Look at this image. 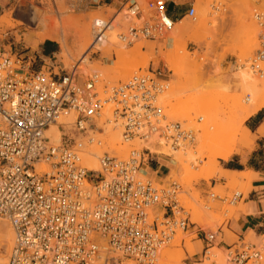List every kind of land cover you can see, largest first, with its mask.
I'll return each mask as SVG.
<instances>
[{
	"label": "built area",
	"instance_id": "1",
	"mask_svg": "<svg viewBox=\"0 0 264 264\" xmlns=\"http://www.w3.org/2000/svg\"><path fill=\"white\" fill-rule=\"evenodd\" d=\"M170 3L179 7L180 0H125L126 25L118 42L132 47L164 41L177 23ZM208 8L211 14L221 10L216 0ZM195 13V0L187 2L180 20L194 19ZM252 18L259 29L256 49L240 67L260 76L264 11L254 10ZM112 22L95 23L92 43L106 41ZM36 63L29 49L0 50V219L12 232L6 264H121L123 259L155 264L179 233L194 226L180 206V185L162 187L141 175L149 158L160 155L147 147L126 159L104 153L95 173L82 166L81 154L83 140L95 142L106 114V124H121L124 141H152L172 152L192 148L195 132L168 120L159 103L168 81L151 68L101 92L99 73L84 78L79 65L66 70L57 62H41L35 70ZM61 119L65 123L57 124ZM51 126L62 132L59 141L48 135ZM242 199L235 192L229 204ZM218 235L203 231L204 256ZM261 239L258 245L238 240L227 246L226 262L264 264Z\"/></svg>",
	"mask_w": 264,
	"mask_h": 264
},
{
	"label": "rangeland",
	"instance_id": "2",
	"mask_svg": "<svg viewBox=\"0 0 264 264\" xmlns=\"http://www.w3.org/2000/svg\"><path fill=\"white\" fill-rule=\"evenodd\" d=\"M187 2H192V0L180 1L185 9ZM216 2L220 3L221 6V10L218 14H211L208 8L210 0H195L196 13L194 19H182L183 24L189 26L192 30H195L201 25H205L204 29L206 30V32L203 30L204 33L199 31L198 34L195 35H193L194 32H190L188 35L176 37L172 40L175 45L177 44V47L180 45V47H178L180 49L184 44L183 52L186 56L185 59L182 58V54H179V52L178 55L181 59L178 55L173 54L174 47L168 48L165 41L170 35H168L164 41H159L157 43L138 42L132 47L124 45L125 52L129 51L128 53H131V51L133 52L134 49L136 50L137 46L140 45L144 47L141 49V51L144 52H151L149 49L153 47L152 53H150L152 56H149V61L147 60L148 64H146L144 68H135L133 64L126 70L129 69V76L131 77L134 74H146L147 70L150 71L151 68L154 70L159 69V71L162 72L163 78L168 81V85H170L168 90L173 89L174 92H171L172 90L169 92L167 91V94L165 93L166 96L164 94L160 98L159 103L161 105V100L165 103L162 104L164 107L163 114L168 120L181 124L183 129L190 126L193 132H195V144L189 149L191 151H196L198 155L197 165H195L193 171L194 173H199L200 170L208 164V155L205 154L206 149L203 147L202 150L199 149L200 145L197 143L200 134L206 133L209 135L211 133L213 137L215 136L212 141L213 147H225L233 143L239 144L238 138L242 135L238 124L240 119L232 118L234 104L232 103V99L238 98L241 103L244 104L250 99V95L246 91L237 88L235 77L237 72H239V68L240 70H245L240 66L246 63V60L252 56L256 49L259 29L252 18L253 11H264V1L258 5L252 0H216ZM124 3L125 0H0V50L4 49L5 51H10L11 49L14 51V49L20 50L26 48L23 40L24 36L26 34H36L41 30L37 22L31 21V15L34 12H38L41 18L43 16L52 18L59 17L58 19L64 20L67 24L66 42L67 45L72 47V45L77 42V31L81 24L91 23L92 25L93 18L111 20L121 10ZM61 8L64 10L66 9L64 15H60L58 12ZM200 12L202 13L201 16ZM240 16L243 18L241 20L242 22H240ZM19 23L22 25H19ZM244 29L246 31L249 30L247 31L249 33L252 30V32L254 31L256 34H254V37L251 33V36L249 35L250 37H243L247 34L243 33ZM241 30L244 35L240 33ZM172 33L173 31L171 34ZM249 38H251V41L254 43H250L251 41ZM245 41L247 44L244 43ZM43 43H52L56 47L57 55L55 60L57 65H60L61 68L71 70L72 67L77 64L79 65V61L82 57L80 59L79 57H74L77 59H72L70 61V66L68 68L65 67L60 57V45L54 41H45ZM171 45H169V47H171ZM249 45H252V48ZM244 46H248V48ZM26 49L35 53L38 47L35 49ZM112 50L106 49L103 52L93 53L91 57L89 55L91 66L88 65V73L86 76H83L85 78L94 72L99 73L101 82L99 89L101 92L117 86L119 83H124L130 78L128 76L124 79L122 77L124 73L114 72L118 62L114 63L117 61V58H115V51ZM172 63L175 65H172ZM83 66H85V64L81 65V67ZM246 71L250 75H254L247 69ZM80 73H82V71ZM260 76L254 75L253 78L257 80L258 88L263 90V94L261 91L260 92L264 99V75ZM202 106L204 107L201 108ZM178 107L180 108L178 109L180 113L176 110ZM174 108L177 111L176 113L180 115L179 117L184 114L187 116L188 114V119L183 117L184 120L179 122L171 118V115H174ZM105 117L106 120L110 118L108 114H106ZM199 119H201L200 122ZM242 126H245V122ZM211 129H213V131ZM256 135L257 134H252L247 136L248 142L246 141V144H243L246 145L244 151H246L247 154L255 147ZM94 138L96 141H99V138L103 140L101 137H98V134H96ZM85 140L87 142V139H84L83 142H85ZM96 141L94 142L95 145L94 143L89 144L88 142L87 145H89V147L94 146L95 148ZM129 148L136 149L134 146H130ZM131 152L132 150L124 154L123 156L125 157L115 156L123 159L128 157ZM109 155L111 157L114 156L113 153H109ZM165 157L166 156L160 155L158 157L153 156L154 160H150L151 158H149L148 164L144 165L146 172H148H145L146 176L156 185L162 187H167L171 182L180 185V196H182L180 197V206L186 211L188 210L190 223L195 227V229L191 230L190 226L187 231L181 233V240H175L174 243L166 249L167 252L170 254H178L183 249V246L192 244L194 249L193 253L186 254L178 264H201L210 254L208 253V256H204L205 244L202 240L203 231L207 233H216L220 231L224 235V238L218 235L213 243V247L220 250L221 253H219V256H221V258L219 257V259L221 260L216 259L218 262L214 261L212 264H221V262L226 263V259L222 260V258H225V248L220 247V245L223 242L232 245L238 241V238L228 233L227 226L230 221L236 220L238 216L243 213L244 206L242 203L252 190L251 186L250 188L242 187L241 185L230 187L227 183L232 177L228 179V177L224 176L219 171L213 170L209 173L210 176H208L209 178L207 177L208 179L198 181L192 180L191 188L186 192L184 189L185 187H183L178 178H169L170 171L167 168V163L170 158ZM156 158L158 160V165L155 161ZM223 162L224 161L219 159L216 161V165L218 166L217 169L221 170ZM156 167L159 168V172H152L149 169H156ZM243 177L244 173L236 176L234 180L237 179L236 182H238L243 179ZM235 192L241 193L243 199L236 202L234 205H230V198ZM211 194L214 195V198L210 197ZM181 201L183 204L185 203L184 206H182L183 204ZM192 212H195L194 215L198 212L197 214L199 217L196 215L198 221L192 218V216H194ZM244 241L246 243L258 245L262 239L255 240L247 236ZM3 250L5 253L6 248ZM121 262H124V259Z\"/></svg>",
	"mask_w": 264,
	"mask_h": 264
},
{
	"label": "bare ground",
	"instance_id": "3",
	"mask_svg": "<svg viewBox=\"0 0 264 264\" xmlns=\"http://www.w3.org/2000/svg\"><path fill=\"white\" fill-rule=\"evenodd\" d=\"M65 10L61 8V9H59V11L58 10L57 11L60 13V15L61 14L64 15L66 12ZM49 13H50V11H49ZM201 15H202V13L200 12V16ZM58 18L59 17L52 18V17H46V16L45 17L43 16L41 18L40 14L38 12H34L31 15V21L37 22L38 27L41 29L40 30L41 32L38 31V33H36V34H26L24 36V39H23L24 44H25L26 48L35 49L38 47L39 44H41L45 41H54V42L58 43L60 45V50H61L60 57L62 58V60H63L62 62L65 65V67L68 68L70 66V61L72 59L76 60L78 57H79V59L82 57L79 61V69H80V72L82 71L81 74L83 76H86V74L88 73V67H89L88 65H90L89 55L91 57V55L93 53H96L98 51L103 52L106 49H110V50L113 49L115 51V55H116L115 58H117L116 59L117 61H115L114 63L118 62V64L115 66L114 72L115 73H121V74L124 73V75L122 76L124 79H126L130 74V71H128L129 69L126 70L127 68H129L133 64H134L133 67H135V68H139V67L144 68V66L146 64H148L147 60L149 59V56H152V55H150V53H152L153 47H151L149 49V50H151V52H144V51H141V49L144 47H141V45H140V46H137L136 50L134 49L133 52L131 51V53H128L129 51L125 52V46L123 44H121L120 42H118V40L116 39V36H117L119 30L121 29V27H124L126 25V19L123 17V12H121V10L115 15V17L113 18V22L108 26V29L106 32V41H104V42L102 41V42H99L96 44L91 42L94 25L96 22L103 21L104 19L93 18L92 25H91V23H87V24H83V25L81 24V26L78 27V31H77V42L74 45H72V47H70L69 45H67V42H66V35H67V31H66L67 26L66 25L67 24H66V22H64V20H61ZM64 19H66V18H64ZM242 19L243 18L240 16V22H242L241 21ZM104 21H106V20H104ZM3 22H4V20H3ZM19 25H22V24L19 23ZM204 28H205V25H201V26L197 27L195 30H192V29H190L189 26L183 24V20H180L175 24L174 29L172 30L173 33L172 34L170 33V36L168 37V39L165 42L167 43L168 48L174 47V49H173L174 55H178V52H179V54H182V58L185 59L186 56L184 55V52H183L184 44L182 43L183 45L181 47V49H182L181 50L180 48H178V47H180V45L177 47L176 46L177 44L175 45L173 43L174 41L172 42V40H174L176 37L188 35L190 32H194L193 35L198 34L199 31L201 33L202 32L204 33V31H203V30H205ZM247 31H249V30H247ZM247 31L244 29V32L241 30L240 33L241 34H242V32L244 34L247 33L246 34L247 36L242 34V35H244L243 37H248L250 35V33L253 34L252 36L254 37V34H256V33H254V31L252 32V30L250 33ZM205 32H206V30H205ZM193 35H192V37H193ZM200 36H201V34H200ZM249 40L251 41V38H249ZM249 40H248V42H249ZM244 43H246V41ZM250 43H254V42L251 41ZM250 43H248V44H250ZM169 45H171V47H169ZM252 45H254V44H252ZM244 47L248 48V46H244ZM248 50H250V49H248ZM74 57H77V58H74ZM179 58L181 59L180 56H179ZM176 59H177V57H176ZM174 63L176 64L175 61H174ZM174 63H172V65ZM82 64L83 65L85 64V66H83L84 68L81 67ZM261 70L263 71V74H261V76H262V75H264V64L261 65ZM253 77H254V75H250L246 71V68H245V70H242V69L240 70V68H239V72H237L236 77H235V79L237 81V86H238L237 88H240L242 91L243 90L246 91L250 95V99H248V101L244 104H242L240 99H238V98H233V99L231 98L233 101L232 103H234L233 109H232V114H233L232 118H235V119L239 118L240 119L238 124L240 126L239 128L241 129L242 135H240V138H238L239 144L233 143V144H231L229 146H225V147H213L212 141L214 140L215 136L213 137L211 135V133L209 135L206 133L203 134L202 133L203 131H202L201 132L202 134H200L198 139H197V143L200 145L199 149L202 150V147L206 149L205 154L208 155L207 156L208 164L203 169L200 168L201 170L199 173L193 172L195 165H197V159H198V157H197L198 155H197L196 151H194V150L191 151V150H189L190 148H188L185 151H183V153L178 152V151L172 152V151H170V149L168 147L163 146V144L160 146H154L152 141L149 143H143V142L136 140V139L133 141H128V142L124 141L123 137H122L123 130L121 128V124L120 123L106 124V117H105L106 115L97 124L98 130L101 131V132H99L100 135L98 134V137H101L103 139V140H101L99 138L100 145H96L94 148V146L89 147V145H87L86 140H85V142H83V150H82V154H81L82 166L88 172L97 173V172H100L99 160L102 158L103 153H108V154L113 153L114 154L113 157L117 158L116 156L122 157L124 154H126L130 150L140 151L142 148L147 147L151 150L152 153H156L158 155H162V156H166V157L170 158V160L167 163V168L170 171L169 178H176V179L178 178L181 181V184L183 185V187H185L184 189L186 190V192L189 191V189L191 188L192 180L198 181V180H202V179L203 180L208 179L209 178L208 176H210L209 173H211L213 170L219 171L221 173V170L217 169L218 166L216 165V161L218 159L221 161H227L234 153H241V149H245L246 145H243V144L247 141V136H250V133L242 125L244 124V122L247 119H249L250 117L255 115L258 111L264 109V99L262 97L263 90H260L258 88V82ZM100 84H101V82H100ZM170 90H172L171 92H174L173 89H170ZM170 90H168V92ZM260 91L262 92V94ZM166 94H165V96H166ZM174 96H175V94H174ZM159 101H160V99H159ZM163 103L164 102L161 100L162 108H164L162 105ZM203 107L204 106H202L201 108H203ZM178 109H180V108L178 107L176 109L180 113V111ZM174 110H175V108H174ZM176 110L174 111L175 113L173 112L174 115H171V118H174V119L178 120L179 122L184 120L183 117H186L185 119H188L187 118L188 114H187V116L184 114L183 116L179 117L180 115L178 113H176L177 112ZM62 123H65V121L63 119L57 121V124H62ZM185 130L193 131L192 127H190V126L185 128ZM199 130H201V129H199ZM211 130L213 131V129H211ZM239 133H240V131H239ZM235 134H237V133H235ZM48 135H50L55 141H59L60 137L62 136V132L58 129V127L51 126L49 129ZM233 135H234V133H233ZM93 139H95V138L93 137ZM94 141H96V140H94ZM94 145H95V143H94ZM130 146H134V148H136V149H130L129 148ZM123 157H125V156H123ZM126 158H123V159H126ZM145 172H146V170L143 166V168L141 169V175H142V177L147 178L146 173H148V172H146V173ZM241 174H243V173H233L232 178H230L229 180L227 179L228 180L227 185L230 187L231 186L234 187L235 185H241L242 187L250 188L254 174L251 172L244 173L243 179L236 182L237 179L234 180V178L238 175H241ZM210 178H212V177H210ZM180 197H182V196H180ZM245 197H246V195H245ZM181 203H182V201H181ZM195 203H196V199H195ZM184 204L182 206H184ZM186 212L188 213V210ZM192 213H193L192 215H194L195 212H192ZM197 213L198 212H196V215H198ZM196 215L192 216V218L195 221H198L199 215H198V217ZM181 236H182L181 233H179L175 240L180 239ZM11 245H12V232H11L10 226L8 225V223L6 221L0 219V264H6L7 263L8 255H9V252L11 249ZM4 248H6L5 253L3 250ZM193 251H194V249H193L192 244L183 246V249L178 254L177 253L176 254H170L165 249L164 251H162V253H160L158 261L155 264H178L180 262V260L186 256V254H192ZM208 253H210L209 256L207 255L208 256L207 258L204 257L206 259L201 264H212L214 261L218 262L216 259L221 260V259H219V257L221 258V256H219L220 255L219 253H221L219 249L213 247ZM224 259L225 258H222V260H224ZM226 263L221 262V264H226ZM121 264H135V263L132 261H129V260H124V262H122Z\"/></svg>",
	"mask_w": 264,
	"mask_h": 264
},
{
	"label": "crops",
	"instance_id": "4",
	"mask_svg": "<svg viewBox=\"0 0 264 264\" xmlns=\"http://www.w3.org/2000/svg\"><path fill=\"white\" fill-rule=\"evenodd\" d=\"M182 1V0H180ZM173 21L178 22L185 14L186 9L183 4L175 7L173 4L168 5ZM37 63L34 66L35 70L41 67V62L49 64L56 62V47L52 43H41L38 50L35 52ZM244 128L249 131L250 135H256L254 149L247 154L244 149L241 153H234L227 161H224L221 166V174L232 177L233 173H248L254 174L251 182L252 190L249 192L246 199L243 200L244 211L236 220L228 223L227 231L232 236L242 241L247 236L255 240L264 238V110L258 111L255 115L245 121ZM152 172H159V168H149ZM195 229L194 226L190 227ZM220 235L224 238L222 232ZM229 246L223 242L220 247L226 248Z\"/></svg>",
	"mask_w": 264,
	"mask_h": 264
}]
</instances>
